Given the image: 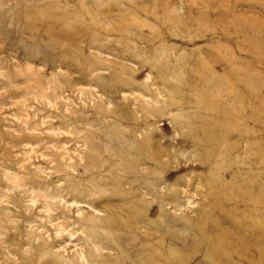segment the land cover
I'll return each mask as SVG.
<instances>
[{
  "label": "rangeland",
  "instance_id": "1",
  "mask_svg": "<svg viewBox=\"0 0 264 264\" xmlns=\"http://www.w3.org/2000/svg\"><path fill=\"white\" fill-rule=\"evenodd\" d=\"M263 221L264 0H0V264H264Z\"/></svg>",
  "mask_w": 264,
  "mask_h": 264
},
{
  "label": "bare ground",
  "instance_id": "2",
  "mask_svg": "<svg viewBox=\"0 0 264 264\" xmlns=\"http://www.w3.org/2000/svg\"><path fill=\"white\" fill-rule=\"evenodd\" d=\"M203 74V73H202ZM206 76V75H205ZM207 78V77H206ZM207 81H208V79H207ZM180 82V81H179ZM219 82H220V80H219ZM150 141H151V139H150ZM255 142V141H254ZM224 144H226V142L224 143ZM223 144V145H224ZM246 145V144H245ZM204 147V146H203ZM211 147V146H210ZM225 147V146H224ZM108 148V147H107ZM139 148V147H138ZM223 148V147H222ZM208 149V148H207ZM213 149V148H212ZM224 149V148H223ZM144 151V150H143ZM139 152V151H138ZM216 152H218L217 151V149H216ZM136 154V153H135ZM214 154H215V149H213V150H209L208 152H207V157H210L211 158V156H214ZM123 155V154H122ZM141 155H142V153H141ZM126 156V155H125ZM141 157V156H140ZM220 157V156H219ZM146 158V157H145ZM137 159V158H136ZM149 159H152L153 160V157H151V158H149ZM250 161V160H249ZM133 163V162H132ZM137 163H140V162H137ZM152 170V169H151ZM152 172V171H151ZM156 175V174H155ZM158 175H159V173H158ZM161 175V174H160ZM164 175V174H163ZM149 176V175H148ZM162 177H164V176H162ZM163 192V191H162ZM160 194V193H159ZM126 195H129L128 194V192L126 193ZM136 195V194H135ZM156 195V194H155ZM143 196H145V195H143ZM226 196V195H225ZM140 198V197H139ZM139 198H138V200H139ZM262 198V197H261ZM211 199V198H210ZM218 200V199H217ZM213 201H215V200H213ZM143 204V203H142ZM128 220V219H127ZM202 221V220H201ZM137 222V221H136ZM135 222V223H136ZM126 223H128V222H126ZM131 223V222H130ZM263 232H264V221L263 222H261V225H260V235H263ZM220 239L221 240H223L224 239V237L223 236H221L220 237ZM134 240V239H133ZM228 243H229V247L230 248H233L234 249V247H236L235 246V244L233 243V242H231V241H229L228 240ZM162 251H161V249L157 246V245H154V247L151 249V252H150V254H149V264H157V259H154L155 258V256H156V254H158V253H161Z\"/></svg>",
  "mask_w": 264,
  "mask_h": 264
}]
</instances>
